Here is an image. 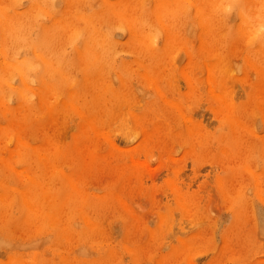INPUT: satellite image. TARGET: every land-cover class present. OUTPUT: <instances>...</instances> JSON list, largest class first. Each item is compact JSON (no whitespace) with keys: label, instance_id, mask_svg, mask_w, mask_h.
I'll use <instances>...</instances> for the list:
<instances>
[{"label":"rangeland","instance_id":"374dc122","mask_svg":"<svg viewBox=\"0 0 264 264\" xmlns=\"http://www.w3.org/2000/svg\"><path fill=\"white\" fill-rule=\"evenodd\" d=\"M106 1L0 0V102L20 123L0 138V264H264V72L243 68L241 34L223 37L241 22L235 2L200 21L195 0H164L180 5L166 18L167 38L140 16L153 0ZM128 6L159 56L120 24L114 12ZM83 14L97 15L105 44L91 50L102 57L94 68L79 63L84 33L73 39L66 24L81 27ZM216 52L230 71L210 83L203 62ZM250 57L264 71L262 49ZM15 65L25 67L24 100ZM10 124L0 115V133ZM70 176L81 193L74 202ZM30 180L50 194L38 199L45 213L24 222L14 191Z\"/></svg>","mask_w":264,"mask_h":264},{"label":"bare ground","instance_id":"6f19581e","mask_svg":"<svg viewBox=\"0 0 264 264\" xmlns=\"http://www.w3.org/2000/svg\"><path fill=\"white\" fill-rule=\"evenodd\" d=\"M73 0H66V4H70V6L74 5L75 3H70ZM154 1V7L153 8H146V9H140V16H144L145 14V18H149V19H155L158 28L166 33L167 38L170 36V32L167 30L166 28V18L169 17L170 14L178 11L180 9V5H175L172 8H167L164 6V0H153ZM196 2L194 3L196 5V16H198V18L201 20H203V18H205L206 20V16H209V18L211 17V15H213V13H215L218 9L219 6L222 7L224 2H226V0H218V4H217V0H195ZM230 1H234L236 6H237V14L239 16V18L241 19V22L236 25V27H232L228 33L224 34L223 37H229L231 35H234L235 33L241 34L242 38H244V49H243V68L246 69L247 67H255V69H258L259 72H264L263 69L261 70V66L260 64L256 63L254 61L253 58L250 57L251 54L256 55V53H258L261 49H262V53L264 54V36L262 35V33L260 32L259 35H256L255 38L253 39V35L256 32L257 28L260 26V24L264 23V11H261V9L263 8L262 5L260 3V1L258 2V0H230ZM68 2V3H67ZM105 2L107 3V1L105 0ZM139 6V5H138ZM167 6V4H166ZM257 7L256 12H254V9ZM38 11L42 12V13H46V10L42 7L37 8ZM134 9H129V6L126 9H119L118 11H115V15L119 18L120 20V24L121 25H125L131 33H133L136 37V39L141 42L144 39H148L149 43L147 44H140L139 47L143 48V51L145 52H151L153 53V50L151 47V43H152V37L149 33L144 34L143 33V29L142 26H136V19L137 17L134 15L133 13ZM69 17V15H68ZM97 18V15H95L94 17H91V15L86 16L85 14L82 15V17H80V22L82 24L81 27L77 26V25H71L70 21H67L66 24L68 25V27L71 26L70 29V34L72 36V38H76L77 36H79L80 32L84 33V36L82 37V40H80V45L82 46V48H77V49H84V51H82V54L79 56V63H88L87 61H89V64L86 68H94L98 62L99 59H102V57L100 55H98L94 50L91 51L93 49L94 46L100 45L101 47L104 46V41L103 39H98L95 38V36H97V30L98 27L96 26V24L94 23V19ZM8 21V17L6 16V14L3 11V8L0 7V25L3 26L6 22ZM202 26L205 28L206 25H204V22H202ZM81 28V30H78L79 28ZM136 27V28H135ZM202 27V28H203ZM97 31V32H96ZM7 34H11V31L8 32ZM235 34V35H236ZM12 35V34H11ZM10 35V36H11ZM202 45L199 48V56L200 57H204L209 55L208 51L206 49V43L204 40L201 41ZM107 44V43H106ZM228 48L230 47V44H227ZM34 47V45H33ZM91 51V53H90ZM33 52L35 55H37V50L35 48H33ZM153 54H156L157 56H159L157 54V52L155 51ZM212 56V62L211 64H209V62H203L206 72H207V80L211 83L214 77V73L215 72H219L221 75H225V73H229L230 69L229 66L227 64V54H220L219 52L214 53ZM40 59H43L42 57ZM43 62H45L43 60ZM25 64V63H24ZM14 70L20 74V79L21 82L23 83V88L17 90V94L24 100V94L26 91H24V89H26L27 85L25 83V78H24V72H25V67H23L22 65H15L13 66ZM84 69L82 70V73H84ZM56 73H59V75L61 77H64V74L61 73L60 71H55ZM144 78H147L146 75H144ZM220 77V75H219ZM65 78V77H64ZM7 82V79L5 77H0V84L1 83H5ZM188 83L192 84V81L190 79H188ZM41 86H45L47 87L48 90H54V87L56 88L57 86L52 85V83H47L45 81H40ZM46 84L48 86H46ZM64 84V83H62ZM54 86V87H53ZM210 91H212V88H210ZM112 93V89L109 87L107 90V94L111 95ZM73 96H74V92H71L69 95V103L73 104L72 100H73ZM214 97L216 95H213ZM39 98L41 99L42 102L45 101V98L41 96H39ZM46 104V102L44 103V105ZM44 105L41 107L40 113L42 115V117H44L46 120L47 119H51V115L49 110H46L44 108ZM74 105V104H73ZM0 115L4 118L7 119V115L11 120V126L10 128H8L6 131L1 132L0 133V138H5L6 136L12 134L11 136H13L15 134L14 130L11 128L12 126H14L15 124H20V123H15L14 122V117L12 116L10 110H7V107L3 106L0 102ZM29 117V113L25 112V117L24 118H28ZM30 118V117H29ZM46 120H43L44 122ZM41 123L39 125H43L44 124ZM225 124H229V122L227 120H225ZM22 146L24 147L25 145L22 143ZM20 150V152L18 153V161H24L26 160L25 158V154L23 153V151ZM17 152V151H16ZM15 152V153H16ZM14 153V154H15ZM14 154L12 156L11 160H16L14 157ZM4 161V160H3ZM10 161V160H9ZM18 177H22L25 175H22L21 173H18L17 171L13 170ZM254 181L256 182V179L254 176ZM30 179V178H28ZM65 185L67 186V192H68V197L71 201H75V198L77 196H80V191L76 188L73 187V176H70L68 178L65 179ZM64 191V189L62 190V192ZM16 193V199H23V203H22V218H24V222L29 221L31 219V221L33 222L38 216H40L41 213H45V207L44 206H39V201L38 199H40L43 196H48L50 193H48L46 191V188L44 187V185L42 184H34L33 180H30L28 182H26L25 184V188L23 190H15L14 191ZM62 192H56L59 195H62ZM6 195L8 196V192L6 190ZM99 204V201L97 202ZM0 213H4L6 210V205H2L0 204ZM32 212V214L29 216L30 218H28L27 216ZM36 212V214H34ZM83 219V218H82ZM31 222V223H32ZM33 256H35V254H32ZM31 258H33L31 256ZM152 258V257H150ZM104 260H109L108 258H104ZM64 261V260H63ZM44 264L46 263V261L43 258H36L34 257L32 260L27 261L26 259H22V258H11L9 263L10 264ZM107 264H112L111 262H108Z\"/></svg>","mask_w":264,"mask_h":264},{"label":"clouds","instance_id":"9594fccd","mask_svg":"<svg viewBox=\"0 0 264 264\" xmlns=\"http://www.w3.org/2000/svg\"><path fill=\"white\" fill-rule=\"evenodd\" d=\"M231 7L230 6H225V11H230ZM261 11H264V8L261 9ZM260 32H264V23L260 24V26L257 28L256 32L253 35V39L255 38L256 35H259Z\"/></svg>","mask_w":264,"mask_h":264}]
</instances>
